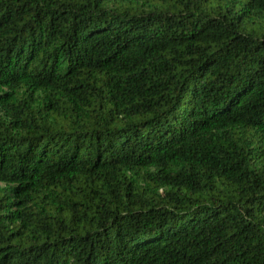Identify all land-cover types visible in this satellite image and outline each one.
<instances>
[{"label":"trees","instance_id":"1","mask_svg":"<svg viewBox=\"0 0 264 264\" xmlns=\"http://www.w3.org/2000/svg\"><path fill=\"white\" fill-rule=\"evenodd\" d=\"M0 264H264V0H0Z\"/></svg>","mask_w":264,"mask_h":264}]
</instances>
